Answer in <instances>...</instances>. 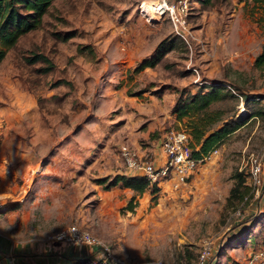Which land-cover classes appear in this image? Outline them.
I'll list each match as a JSON object with an SVG mask.
<instances>
[{
    "label": "rangeland",
    "instance_id": "374dc122",
    "mask_svg": "<svg viewBox=\"0 0 264 264\" xmlns=\"http://www.w3.org/2000/svg\"><path fill=\"white\" fill-rule=\"evenodd\" d=\"M152 1L55 0L41 26L7 53L0 64V212L18 210L17 223L42 230L35 235L42 241L78 224L116 255L140 263L197 264L207 241L220 249L221 264L243 262L264 247V118L248 112L264 105V71L254 67L264 42V4L193 0L191 35L178 36L184 49L136 71L162 39L177 36L167 18L153 27L141 16L140 5L145 10ZM39 53L51 65L28 62ZM217 81L238 99L213 109L246 124L186 186L155 183L157 192L138 196L134 211L125 209L134 191L97 183L119 169L121 144L152 152L167 132L188 131L173 113L177 91L195 93ZM242 94L260 96L259 104L246 106ZM252 158L262 162L259 187L250 176ZM236 173L247 189L228 205ZM18 230L20 238L35 237ZM83 250L84 261L97 259L90 247Z\"/></svg>",
    "mask_w": 264,
    "mask_h": 264
},
{
    "label": "trees",
    "instance_id": "16d2710c",
    "mask_svg": "<svg viewBox=\"0 0 264 264\" xmlns=\"http://www.w3.org/2000/svg\"><path fill=\"white\" fill-rule=\"evenodd\" d=\"M55 0H0V64L6 58L7 53L16 46L19 38L33 30L38 29ZM210 0H204L209 3ZM264 4V0H254ZM185 43L178 36L169 35L162 39L156 46L153 54L141 60L136 71L145 68H152L158 65L165 56L176 50L184 49ZM30 64L44 62L51 65V61L45 54H34L27 58ZM254 67L264 71V42L261 50L254 60ZM178 97L173 107V113L179 122L188 123V131L191 136V147L193 156L200 157L214 148L221 146L225 139L246 124V118L236 119L235 117H225L222 109L214 110L216 103L226 100L238 99L235 90L226 86L223 82L217 81L202 86L195 93L185 90L177 91ZM241 95V94H240ZM246 100V106L259 104L260 96L242 94ZM250 118H264V105L248 109ZM236 180L231 194L228 197V205L232 204L234 198L244 199L243 190L247 189L246 179L242 173L234 175ZM104 190L114 187L129 188L134 191L133 197L129 200L125 209L134 211L138 205L136 198L152 189V193L159 190L156 184L143 175L127 176L117 174L113 177H104L97 180ZM243 238V237H242ZM240 244L246 245L245 240H239ZM82 247V246H81ZM84 247V246H83ZM92 254L98 253V248L90 247ZM85 258L72 262L71 264H84Z\"/></svg>",
    "mask_w": 264,
    "mask_h": 264
},
{
    "label": "built area",
    "instance_id": "2783aa9c",
    "mask_svg": "<svg viewBox=\"0 0 264 264\" xmlns=\"http://www.w3.org/2000/svg\"><path fill=\"white\" fill-rule=\"evenodd\" d=\"M193 0H155L152 1L154 10H144L140 5L141 16L148 25L153 27L160 23V20L167 18L173 26L177 36L184 40L190 37L187 16L191 9ZM191 136L189 131L171 130L167 132L159 144L164 162L156 166V155L152 152L139 151L128 144H121L119 148L120 158L127 171L145 176L151 184L159 182L168 183L174 189L179 190L186 186L203 164L210 161L219 152V148H214L202 156L194 157L191 147ZM262 162L260 158L250 160V176L253 184L259 187L262 184ZM47 242L64 243L72 247H95L98 253L95 258H90L84 264H146L131 261L116 255L108 244L96 237L89 230L71 224L60 231L49 234ZM219 248L214 246V242L207 241L203 245L197 264H221L219 259ZM147 264H165L163 262H150ZM229 264H264V247L256 249L243 262Z\"/></svg>",
    "mask_w": 264,
    "mask_h": 264
},
{
    "label": "crops",
    "instance_id": "0c3cea01",
    "mask_svg": "<svg viewBox=\"0 0 264 264\" xmlns=\"http://www.w3.org/2000/svg\"><path fill=\"white\" fill-rule=\"evenodd\" d=\"M152 153L156 155V166H160L162 162H164V156L161 154L159 147H157L156 151L153 150ZM119 165L120 167L116 171L115 175H138V173L127 171L122 159ZM124 190L127 194L132 191L129 188H125ZM127 201L128 200H126L124 203H127ZM0 213V264H71L74 261L88 257L85 255L83 250V248L87 246L72 247L64 243L46 242L42 241L40 238H37L36 236L42 235V230H38L36 227L31 226H29V228L26 224L28 221L17 223L16 216L18 215V210H8ZM20 227L30 229L28 234L36 236L20 238L21 236H19V233L23 234L18 230ZM230 240L231 239L228 241ZM247 252L248 251H245V253ZM230 253V255L233 257L234 253ZM243 255L244 253L238 254V256ZM242 259H236V261Z\"/></svg>",
    "mask_w": 264,
    "mask_h": 264
},
{
    "label": "bare ground",
    "instance_id": "6f19581e",
    "mask_svg": "<svg viewBox=\"0 0 264 264\" xmlns=\"http://www.w3.org/2000/svg\"><path fill=\"white\" fill-rule=\"evenodd\" d=\"M145 9H146V10H149V11L154 10L152 3H149V2H148L147 5H145Z\"/></svg>",
    "mask_w": 264,
    "mask_h": 264
}]
</instances>
